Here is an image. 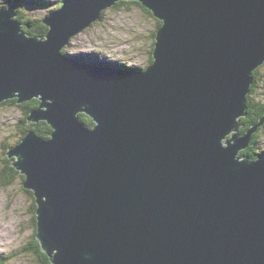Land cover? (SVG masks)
I'll list each match as a JSON object with an SVG mask.
<instances>
[{"label":"water","instance_id":"obj_1","mask_svg":"<svg viewBox=\"0 0 264 264\" xmlns=\"http://www.w3.org/2000/svg\"><path fill=\"white\" fill-rule=\"evenodd\" d=\"M119 1L65 0L44 36L16 2L0 8V104L37 98L26 122L52 127L7 152L42 251L52 264H264V155L241 154L264 124L241 132L264 0H133L162 21L144 69L63 52Z\"/></svg>","mask_w":264,"mask_h":264},{"label":"rangeland","instance_id":"obj_2","mask_svg":"<svg viewBox=\"0 0 264 264\" xmlns=\"http://www.w3.org/2000/svg\"><path fill=\"white\" fill-rule=\"evenodd\" d=\"M11 1L0 0V7L8 6ZM13 1H19L20 8L36 19L51 12L61 2ZM158 28V19L142 6L127 4L115 8L114 5L104 10L95 24L74 36L65 48V54L86 63L103 60L144 69L152 63ZM259 69L258 98L264 101V65ZM23 105L17 102L0 104V256L6 257L4 264H40L29 248L37 225L34 223L36 213L34 216L32 213L34 200L23 185V175L16 173L10 185L2 182L14 161L7 152L18 144L30 125L26 122L28 116ZM260 147L259 154H264V137Z\"/></svg>","mask_w":264,"mask_h":264},{"label":"trees","instance_id":"obj_3","mask_svg":"<svg viewBox=\"0 0 264 264\" xmlns=\"http://www.w3.org/2000/svg\"><path fill=\"white\" fill-rule=\"evenodd\" d=\"M32 2H38V1H32ZM64 2H65V0H61L60 3L62 4ZM127 4L140 5L147 12L152 14L151 11L148 10L143 4H141L138 1H133V0H121L115 5V8H122L123 5H127ZM19 9H20V14L18 16V19L21 22H23L24 24H27V23L30 24V27L25 26V30L27 31V33H29L31 36H44L48 32L49 28L43 22L42 17L39 19L33 18V16H29L28 14H26L25 11L22 9V7ZM158 22H159V27H160L162 24V21H160L158 19ZM63 51L65 53V49ZM151 62H153V56L151 57ZM101 65H105V62L104 63L102 62ZM259 68L253 72L254 82L251 86V90H250V93H249L248 99H247V105H248L247 115L241 118V122L243 124L242 128H241L242 133H245L251 126L258 123L260 121V119L264 116V101L262 99L258 98V90H259L258 88H259V84H260V80H261V78L259 77V74H260ZM6 102L16 103L17 98L7 100L3 103H6ZM3 103H1V104H3ZM23 104H24L23 106H25V109H26L25 112H26L27 116H29L30 111L33 109H36L40 105V100L35 98V99H33L31 101H27ZM80 119L84 125H87L90 128L93 127L95 124L94 120L85 113H80ZM30 129H34L38 135L45 137V138H49L51 135V132H52V127L45 121H41L39 123H30L29 127L24 132L25 135L27 134V132ZM24 136L22 137V139L24 138ZM263 137H264V124L258 128L257 132L253 136V139H252L249 147L246 148V150L242 151L241 154L242 155H248L251 159H256L258 154H259V150L261 148L260 144L263 140ZM21 140L18 143H20ZM18 172L19 171H17V169H15L14 166H11L10 171H8V173L3 178V181H2L3 184L4 185H10L15 180L16 173H18ZM23 179L25 181L24 175H23ZM28 192L32 195L33 200H34V204L32 207V213L34 216V214L36 213V208H37L36 197L34 196V193L32 191L28 190ZM34 220H35L34 223H36V217L34 218ZM29 248H31L32 252L37 256L38 262L40 264H52L48 255L45 252H43L41 249L40 243L36 238V230H35V238L33 239ZM5 261H6V257L0 256V264H4Z\"/></svg>","mask_w":264,"mask_h":264},{"label":"clouds","instance_id":"obj_4","mask_svg":"<svg viewBox=\"0 0 264 264\" xmlns=\"http://www.w3.org/2000/svg\"><path fill=\"white\" fill-rule=\"evenodd\" d=\"M161 25H162V24H161ZM18 144H19V143H18ZM15 146H16V145H15ZM13 147H14V146H13ZM260 155H264V154H259V156H260ZM256 159H257V158H256ZM15 169H16V168H15ZM21 175H22V174H21ZM36 230H37V229H36ZM36 233H37V232H36Z\"/></svg>","mask_w":264,"mask_h":264},{"label":"bare ground","instance_id":"obj_5","mask_svg":"<svg viewBox=\"0 0 264 264\" xmlns=\"http://www.w3.org/2000/svg\"><path fill=\"white\" fill-rule=\"evenodd\" d=\"M76 59V58H75ZM33 123V122H32ZM258 156H259V154H258ZM258 156H257V158H258Z\"/></svg>","mask_w":264,"mask_h":264}]
</instances>
